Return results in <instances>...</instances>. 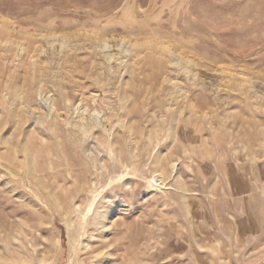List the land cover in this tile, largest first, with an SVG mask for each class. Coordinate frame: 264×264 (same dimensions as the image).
Returning a JSON list of instances; mask_svg holds the SVG:
<instances>
[{"label":"rangeland","instance_id":"rangeland-1","mask_svg":"<svg viewBox=\"0 0 264 264\" xmlns=\"http://www.w3.org/2000/svg\"><path fill=\"white\" fill-rule=\"evenodd\" d=\"M0 264H264V0H0Z\"/></svg>","mask_w":264,"mask_h":264}]
</instances>
